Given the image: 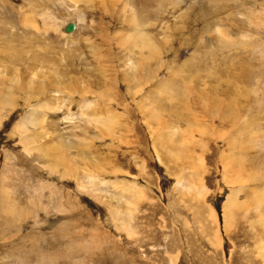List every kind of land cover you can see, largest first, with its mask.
Listing matches in <instances>:
<instances>
[{
  "label": "rangeland",
  "instance_id": "obj_1",
  "mask_svg": "<svg viewBox=\"0 0 264 264\" xmlns=\"http://www.w3.org/2000/svg\"><path fill=\"white\" fill-rule=\"evenodd\" d=\"M133 16L156 46L130 50ZM71 22L77 30L65 33ZM54 73L64 74L61 94ZM172 77L178 102L161 95ZM40 85L47 93L35 101ZM0 96V264H264L263 192L262 212L254 203L225 221L228 197L243 204L264 190V0H0ZM48 100L54 110L26 156L14 128ZM147 103L162 115L154 131ZM104 109L118 137H99L82 116ZM85 127L79 151L63 139L64 165L43 156L54 132L81 138ZM232 153L246 164L228 181Z\"/></svg>",
  "mask_w": 264,
  "mask_h": 264
},
{
  "label": "bare ground",
  "instance_id": "obj_2",
  "mask_svg": "<svg viewBox=\"0 0 264 264\" xmlns=\"http://www.w3.org/2000/svg\"><path fill=\"white\" fill-rule=\"evenodd\" d=\"M71 1V3H74L75 5H77L80 1H84L85 2V0H70ZM87 1V0H86ZM90 1V0H89ZM66 4V3H65ZM82 4H84V3H82ZM88 4V3H87ZM126 6H127V4H126ZM129 7V6H128ZM49 11V10H48ZM77 14V13H76ZM27 16V15H26ZM78 16V15H77ZM81 19V18H80ZM73 20V19H72ZM82 20V19H81ZM47 21V20H46ZM58 21V20H57ZM43 22V21H42ZM29 23V22H28ZM27 23V24H28ZM31 23V22H30ZM58 23H59V21H58ZM129 23V25H130V27H131V29L130 30H128V31H126L124 34H123V36H124V38L125 39H129L130 40V50L131 51H133L135 48H139L140 50H142V49H144V47H145V45H146V43L145 42H149V43H151L152 45H154V46H156V41L155 40H153L147 33H145V32H143V30H141V28H142V24L141 23H139V21L137 20V18L136 17H132L131 18V20L128 22ZM60 24V23H59ZM26 25V24H25ZM48 27V26H47ZM47 29V28H46ZM219 29V28H218ZM219 31V30H218ZM68 32V31H67ZM66 33V32H65ZM68 34V33H67ZM120 34H122V33H120ZM106 35V34H105ZM225 35V34H224ZM223 35V36H224ZM222 36V35H221ZM220 36V37H221ZM108 37V35L106 36V38ZM121 39H123V37L121 38ZM226 39V38H225ZM226 40H228V39H226ZM121 41V40H120ZM126 41V40H125ZM128 42V41H127ZM156 42V43H155ZM158 45V44H157ZM126 47L128 48V46L126 45ZM97 55H99V54H97ZM196 55H197V53H196ZM101 57H104V56H101ZM160 56L159 55H157V54H155V55H152V56H150V59L152 60V61H156V60H158V58H159ZM193 57H194V55H193ZM203 57V56H202ZM196 57H194V59H195ZM193 59V60H194ZM143 61H147V60H143ZM189 62V61H188ZM193 62V61H192ZM213 63V62H212ZM186 64V63H185ZM7 68H8V66H7ZM15 68V67H14ZM32 68V67H31ZM12 69V68H11ZM33 69V68H32ZM184 69V68H183ZM17 70H18V68H17ZM185 70V69H184ZM183 70V71H184ZM19 71V70H18ZM34 71V70H33ZM29 72H31V71H29ZM182 72V71H181ZM185 72V71H184ZM9 73V72H8ZM16 73V72H15ZM53 73V72H52ZM106 73V72H105ZM175 73V72H174ZM177 73V72H176ZM189 72H187V74H188ZM11 74V73H10ZM178 74V73H177ZM54 75H55V77L59 80H57L58 82H57V85L54 87V86H52L53 88H55V89H53L54 90V93L55 94H61L62 93V91H59V87H60V84H63V82H64V79H65V77H64V74H58V73H54ZM54 75H51V76H54ZM19 76V75H18ZM176 76V75H175ZM21 77V76H20ZM24 77V76H23ZM29 78V77H28ZM56 78H55V80H56ZM18 79V78H17ZM176 78H174V77H172V79H171V81L170 82H166L165 83V85L164 86H162L161 87V89H162V94L161 95H163V96H168L171 100H175L176 102H178L179 101V99H178V92H176V90H177V88H176V86H175V88H176V90H175V92H174V89L173 90H171L172 89V83H173V81L175 80ZM14 80H15V78H14ZM20 80V79H19ZM23 80V79H22ZM71 80V79H70ZM69 80V81H70ZM111 80H113V79H111ZM24 81V80H23ZM72 81V80H71ZM168 81V80H167ZM178 81V80H177ZM19 82V81H18ZM20 82H21V80H20ZM30 82V81H29ZM38 82V81H37ZM52 82V81H51ZM24 83V82H23ZM31 83V82H30ZM39 84V83H38ZM44 85V84H43ZM40 85V91L38 92L37 90V92H36V95L37 96H34V97H32V99L33 100H35V99H39V97H42V96H44L47 92H46V88L45 87H47V85ZM51 85V84H50ZM22 86V85H21ZM33 86V85H32ZM75 86V85H74ZM29 87V86H28ZM76 87V86H75ZM86 87H90L89 86V84H86ZM173 87H174V84H173ZM18 88V87H17ZM65 88V90L68 88V87H64ZM181 88V87H180ZM13 89V88H12ZM11 89V90H12ZM15 89V88H14ZM160 89V88H159ZM11 90H9V92L11 91ZM16 90V89H15ZM26 90V89H25ZM68 90V89H67ZM136 90V89H135ZM180 90V89H179ZM69 91H70V89H69ZM72 91V90H71ZM136 91H138V90H136ZM161 91V90H160ZM28 92H30V90H28ZM46 92V93H45ZM66 92V91H65ZM73 92V91H72ZM90 92H92V90H91V87H90V89H89V92H88V94L90 93ZM242 92V91H241ZM31 93V92H30ZM52 93V92H51ZM67 93H69L68 91L65 93V94H67ZM161 93V92H160ZM13 95V94H12ZM48 95V94H47ZM68 95V94H67ZM245 95V94H244ZM1 97V96H0ZM53 97H55V96H53ZM60 97V96H59ZM70 97L71 98H74V96L73 95H70ZM144 97H146V95L144 96ZM162 97V96H161ZM4 98V97H3ZM45 99V98H44ZM146 100L148 99V97H146L145 98ZM5 100V99H4ZM6 100H8V99H6ZM52 100H58V98H53ZM52 100H48V101H44V102H41V103H39V104H37V105H35V106H33V109L29 112V114H28V116H27V118H22V119H20L19 120V122H18V124L15 126V128H14V133H16V134H19V136H20V144L22 145V147L24 148V151H25V153L27 154L26 156H31L32 155V152L33 151H35L36 149H34V147L32 146V143H33V141L35 140V138H34V136H35V134H33L31 131H32V129L33 128H38V127H40L41 125H43L44 124V120L43 119H45V117H46V113L47 112H52V110H54V104H53V102H52ZM36 101V100H35ZM61 102L62 101H64L63 99H61L60 100ZM174 101V102H175ZM5 101H2V104L4 103ZM183 103V102H182ZM1 104V103H0ZM55 104H57V102H55ZM80 104H82L83 106H87L88 107V111H89V108H91V111L93 110L92 109V107L94 106L95 108H98V104L96 103V101H94V102H92V101H90V100H88L87 99V96H84L83 98H82V100H81V102H80ZM184 104V103H183ZM4 105V104H3ZM229 105H230V103H229ZM5 106H7V104L5 105ZM83 106H81V108L83 107ZM175 106V105H174ZM185 106V105H184ZM79 107V106H78ZM86 108V107H85ZM149 107H148V103L146 104V109H148ZM155 108H156V110H160L159 109V106L156 104V106H155ZM161 108V107H160ZM44 109H46V111L43 113V117L41 116V114H40V112L42 111V110H44ZM83 109V108H82ZM87 109V108H86ZM85 109V110H86ZM172 109H173V106H172ZM172 109L170 110V111H172ZM154 110V109H153ZM156 110H154V112H156ZM174 111L173 112H175V109H173ZM228 110V109H227ZM100 112H102L103 114H100V113H98V111H97V113H95V111L93 112V114L95 115H93L92 117L91 116H88L87 114H85V112H84V114H82V116L84 117V119L85 120H87V124L89 125V126H96L97 127V130H99V137H100V135L102 134V133H106L107 132V134L108 135H106L107 137L109 136V137H113L114 135H116L117 136V134H116V132H115V134H114V131L115 130H113L114 128H113V116H111V115H109L111 112H113V111H110V110H106V109H104V111H101V110H99ZM148 111V114H149V120L150 121H148V125H149V127H150V129L151 130H153L152 128H151V126L153 125V124H158V122L160 121V119H161V117H162V115H161V113H159V114H152L153 113V111L152 110H147ZM164 114V113H163ZM226 116H227V112L224 114V116H223V118H222V122L223 121H225V119H226ZM116 117V116H115ZM117 118V117H116ZM41 120H43V121H41ZM148 120V119H147ZM166 120V119H165ZM220 121V122H221ZM38 122V123H37ZM116 124V123H115ZM174 126H176V125H174ZM50 127H52L51 125H50ZM54 127V126H53ZM88 127V126H87ZM154 127V126H153ZM260 127V126H259ZM42 128H44V127H42ZM42 128H41V130H42ZM76 128H79V127H76ZM170 128V127H169ZM243 128V127H242ZM252 128V127H251ZM255 127H253V129H254ZM257 128H258V126H257ZM172 129V128H171ZM241 129V128H240ZM248 129V128H247ZM53 130V129H52ZM117 130V129H116ZM244 130H245V127H244ZM251 130V129H250ZM47 131V130H46ZM62 131V130H61ZM154 131V130H153ZM162 131V130H161ZM242 131V130H241ZM249 131V130H248ZM256 131V130H255ZM41 132V131H40ZM54 132V131H53ZM52 132V133H53ZM75 132V131H74ZM74 132L72 131V133H70L69 135H68V137H67V133L65 134L66 136H62V134H58L57 132H54V134H53V136L55 137L54 138V140H53V142H55V143H53L52 145H54V146H51L49 149H47V151L46 152H42V154H43V156L44 157H51V159L52 158H55V160L56 161H58V163H59V165H64L65 164V162H66V152H64L63 150H62V147H63V139H68L69 141H71V143H72V147L71 148H69L68 149V151L70 152V150H72V149H75V148H77V150H78V147H77V143L81 140H83L84 138H85V136L87 135V132H89L88 131V129L85 127V129H83L82 130V133H83V136L80 138L79 136H77V135H75L74 134ZM254 132V131H253ZM176 133L177 132H175L174 134H173V136H172V138H171V144H174L176 147H181V145L179 144V145H177L176 143L177 142H179V140H178V134L176 135ZM255 133V132H254ZM74 134V135H73ZM256 134V133H255ZM50 135V134H49ZM241 135L242 134H240L239 136H237L236 138H234L236 141H238L240 144H243V145H247L246 144V142H244V140L245 139H243L242 140V137H241ZM105 136V135H104ZM103 136V137H104ZM120 136V135H119ZM164 136H165V134H164ZM171 136V135H170ZM236 136V135H235ZM118 137V136H117ZM124 137H125V135H124ZM127 137V136H126ZM161 134L158 136V138H157V140H158V142L159 143H161L160 141V139H161ZM175 137H177V140H175L174 141V139H175ZM197 137V136H196ZM53 138V137H52ZM129 138V137H128ZM194 138V137H193ZM42 139V138H41ZM114 139V138H113ZM127 139V138H126ZM168 139V138H167ZM200 139V138H199ZM170 140V139H169ZM201 140V139H200ZM56 141H57V143H56ZM77 141V142H76ZM85 141H86V139H85ZM117 141V140H116ZM119 141V140H118ZM122 143H125V140H123V139H121L120 140ZM76 142V143H75ZM127 142V141H126ZM191 143L193 142V140L192 141H190ZM190 142L188 143L189 145H190ZM80 143V142H79ZM85 143V142H84ZM90 143V142H89ZM159 143H158V145H159ZM163 143H165V142H163ZM198 143V142H197ZM255 143V142H254ZM85 144H87V143H85ZM188 144L186 145V147H188V149L190 148L189 146H188ZM251 144H252V142H251ZM256 144V143H255ZM259 144V143H258ZM92 145H94L93 144V142H91V146ZM237 145H238V143L236 142L231 148H230V150L232 149V150H235V149H237V148H239V147H237ZM254 145V144H253ZM252 145V146H253ZM87 146V145H86ZM85 146V147H86ZM157 146V145H156ZM160 146H161V144H160ZM164 146V145H163ZM229 146H230V144H229ZM262 146H263V144H262ZM88 147V146H87ZM245 147L246 146H241L240 147V149L241 150H244L245 151ZM264 147V146H263ZM92 148H94L93 146H92ZM157 149V148H156ZM177 149V148H176ZM38 151H42V148L41 147H39L38 149H37ZM76 150V149H75ZM80 150V149H79ZM78 150V151H79ZM158 151H159V149H158ZM236 151V150H235ZM76 152V151H75ZM189 152V151H188ZM233 152V151H232ZM237 152V151H236ZM231 153V152H230ZM77 154V153H76ZM87 154V153H86ZM78 155L79 156H81V153L80 152H78ZM179 155V154H178ZM233 153L231 154V155H229V156H227L228 157V159L226 158V157H224V158H226L227 159V161H226V164H225V168L226 169H224L225 171H224V175L227 177V179H228V181H230V180H232L233 178V176L235 177V178H239L240 177V175L242 174V171H241V169H244V165L246 164V162H244V159L243 158H239L240 156H238L237 158H232L233 157ZM98 156H96L95 155V158H97ZM223 157V156H222ZM244 157V156H243ZM87 158V157H86ZM159 158H160V160H161V157L159 156ZM171 159V158H170ZM182 159V158H181ZM248 159V158H247ZM78 160V159H77ZM80 161V160H79ZM171 161V160H170ZM182 161V160H181ZM193 161V160H192ZM222 161V160H221ZM250 161H251V159H250ZM249 162V161H248ZM252 164V163H251ZM78 165H79V163H77L76 164V167L75 168H69V169H67V170H78ZM238 166V169L236 170L235 168H234V166ZM55 166V165H54ZM196 166V165H195ZM250 166V165H249ZM103 167V166H102ZM5 168V167H4ZM98 170H101L102 168H100V167H96ZM95 168V169H96ZM169 168V167H168ZM57 168H55V171L53 170V168L51 169V171H49V172H51L52 174H61L59 171H58V169L56 170ZM195 170V169H194ZM197 171H199L198 169H197ZM197 171H196V173H197ZM8 172V171H7ZM85 172V171H84ZM195 172V171H194ZM6 173V172H5ZM97 174V173H96ZM79 175V174H78ZM77 175V176H78ZM94 175V174H93ZM93 175L91 176V179L92 180H94L93 179ZM235 175H237L238 177H236ZM6 176H7V174H6ZM245 176H246V174H245ZM5 177V176H4ZM61 177H62V175H61ZM3 178V177H2ZM82 178V177H81ZM246 178V177H245ZM249 178V177H248ZM247 178V179H248ZM97 179H99V178H97ZM178 179V183H179V185L182 183V180H183V176L181 177V176H179V178H177ZM230 179V180H229ZM191 180H193V178L191 179ZM197 180V179H196ZM227 181V182H228ZM237 181V180H236ZM236 181H231L233 184H235L236 183ZM96 182V181H95ZM4 183V182H3ZM177 183V184H178ZM195 183H196V181H195ZM231 183V184H232ZM239 183V182H238ZM5 184V183H4ZM198 184V183H197ZM186 185H187V183H186ZM189 185V184H188ZM192 185V184H191ZM79 186H82V188H83V186H84V183H81V184H79ZM93 186V185H92ZM91 186V187H92ZM97 186V185H96ZM182 187V186H181ZM189 187V186H188ZM197 187H198V185H197ZM196 186L194 187V188H196V189H200L201 188V186H200V188L198 187L197 188ZM93 188V187H92ZM137 188L138 187H134V191H136L137 190ZM260 188V187H259ZM90 189V188H89ZM88 189V190H89ZM94 189V188H93ZM3 191V190H2ZM5 191V190H4ZM3 191V192H4ZM129 191H130V189H129ZM188 191V190H187ZM241 191H243V190H241L240 189V192H238V193H241ZM87 192V191H86ZM94 192V191H93ZM138 192V191H137ZM261 192H263V194H264V190L262 189L260 192H256L255 193V195H254V197H253V199H251V200H248L247 199V201H245L243 204H241V203H238L237 202V193L235 194V196L233 197V196H230V197H228V201H227V203H226V205H225V221H226V226L229 228L230 226H231V224H230V219L232 220V218H233V211L234 210H236V211H238V210H242V209H248V207H252V205L254 204V203H256V206H257V203H259L260 201H261V199L263 198V195L261 196L259 193H261ZM4 193H6V192H4ZM4 193H2V194H4ZM94 193H96V192H94ZM182 193V192H181ZM9 194V193H8ZM125 194V193H124ZM130 194H134V195H136L134 192H132V193H130ZM192 194V193H191ZM93 195V194H92ZM4 196H8V195H5L4 194ZM3 198V197H2ZM7 198V197H6ZM8 198H9V196H8ZM10 199V198H9ZM4 200H5V197H4ZM6 201V200H5ZM8 202H10V201H8ZM205 202V201H204ZM2 203V202H1ZM5 204V203H4ZM12 203H10L9 205L10 206H12L11 205ZM250 204V205H249ZM3 205V204H2ZM7 204H5V206H6ZM129 205H131V204H129ZM257 210V212H262V208H261V205H258L257 206V208H256ZM210 210V209H209ZM205 211H207L206 210V208H205V210H204V206L201 208V215L202 214H204V212ZM214 211V209L212 208V210H210V212H211V219H212V221L215 223V225L217 226V220H216V213L214 212L213 214H212V212ZM208 215H209V213H208ZM231 216V217H230ZM207 217V216H206ZM209 230V229H208ZM210 231V230H209ZM213 232V231H212ZM211 233V232H210ZM219 233V230L217 229L215 232H214V234H218ZM213 234V235H214ZM210 235H212V233L210 234ZM209 236V235H208ZM215 236V235H214ZM209 238H211V236L209 237ZM213 240V239H212ZM211 240V241H212ZM215 245L213 244V246H214V249L217 247V248H220V242H219V236L217 235V239L215 238ZM217 245V246H216ZM211 246H212V244H211ZM216 248V249H217Z\"/></svg>",
  "mask_w": 264,
  "mask_h": 264
},
{
  "label": "water",
  "instance_id": "obj_3",
  "mask_svg": "<svg viewBox=\"0 0 264 264\" xmlns=\"http://www.w3.org/2000/svg\"><path fill=\"white\" fill-rule=\"evenodd\" d=\"M74 29H75V26H74L73 24H71V25H69V26L67 27L66 31H68V32H73Z\"/></svg>",
  "mask_w": 264,
  "mask_h": 264
}]
</instances>
